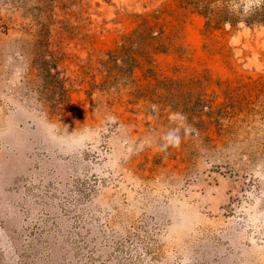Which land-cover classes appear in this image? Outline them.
<instances>
[{
    "label": "rangeland",
    "instance_id": "374dc122",
    "mask_svg": "<svg viewBox=\"0 0 264 264\" xmlns=\"http://www.w3.org/2000/svg\"><path fill=\"white\" fill-rule=\"evenodd\" d=\"M225 3L0 0V264H264V23Z\"/></svg>",
    "mask_w": 264,
    "mask_h": 264
},
{
    "label": "clouds",
    "instance_id": "9594fccd",
    "mask_svg": "<svg viewBox=\"0 0 264 264\" xmlns=\"http://www.w3.org/2000/svg\"><path fill=\"white\" fill-rule=\"evenodd\" d=\"M224 6L232 16L238 19L237 27L244 28L246 18L255 13L257 9L264 7V0H226ZM224 27L230 28L231 22H225ZM152 111L158 115V106L152 105ZM169 121L174 124L175 127H170L168 129L162 136V143L159 145L160 151L166 154L170 148H179L183 138H187L196 133V129L187 123V117L181 112L171 113L169 115ZM182 132L183 137L181 136ZM150 144V140L145 139L138 145L137 150L143 151L144 148L150 146ZM180 264H190V262L187 258H184L180 261Z\"/></svg>",
    "mask_w": 264,
    "mask_h": 264
},
{
    "label": "trees",
    "instance_id": "16d2710c",
    "mask_svg": "<svg viewBox=\"0 0 264 264\" xmlns=\"http://www.w3.org/2000/svg\"><path fill=\"white\" fill-rule=\"evenodd\" d=\"M231 19V22H237L238 19L232 15H228V13H224V19L228 20ZM247 24H254V23H264V7L257 9L255 13L251 16L247 17L245 20Z\"/></svg>",
    "mask_w": 264,
    "mask_h": 264
}]
</instances>
